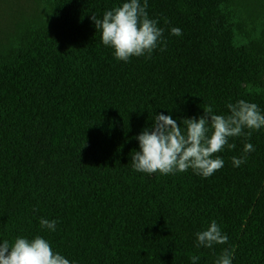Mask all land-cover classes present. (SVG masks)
I'll use <instances>...</instances> for the list:
<instances>
[{
    "label": "trees",
    "instance_id": "trees-1",
    "mask_svg": "<svg viewBox=\"0 0 264 264\" xmlns=\"http://www.w3.org/2000/svg\"><path fill=\"white\" fill-rule=\"evenodd\" d=\"M42 1L48 20L24 27L11 49L0 50V172H127L161 191L159 172L138 173L131 164L137 137L156 114L182 126L206 106L229 115L227 105L239 100L264 114V45L245 20L249 3L147 0L166 47L123 62L103 45L91 17L102 19L127 0ZM173 27L182 35H171ZM229 143L235 149L213 156L224 166L211 177L191 169L170 175L177 197L190 205L253 204L232 264H264V128ZM245 143L255 150L235 167L232 158L243 155Z\"/></svg>",
    "mask_w": 264,
    "mask_h": 264
},
{
    "label": "crops",
    "instance_id": "crops-1",
    "mask_svg": "<svg viewBox=\"0 0 264 264\" xmlns=\"http://www.w3.org/2000/svg\"><path fill=\"white\" fill-rule=\"evenodd\" d=\"M155 178L161 191L147 190L127 172L2 170L0 244L40 236L70 264H192V256L199 257L198 264H215L227 247L234 257L240 238L230 246L198 248L196 233L210 225L203 221L213 215L209 206L236 205H190L177 197L170 174ZM163 185L170 187L165 191ZM239 214L226 215L235 222ZM41 218L57 221L56 230L42 229Z\"/></svg>",
    "mask_w": 264,
    "mask_h": 264
},
{
    "label": "clouds",
    "instance_id": "clouds-1",
    "mask_svg": "<svg viewBox=\"0 0 264 264\" xmlns=\"http://www.w3.org/2000/svg\"><path fill=\"white\" fill-rule=\"evenodd\" d=\"M146 9L147 0L143 5L140 0H127L121 7L106 11L102 19L92 15L97 30L101 31L103 45L114 49L117 61L128 62L132 57L142 56L150 58L159 45L166 47L164 30L158 27V20L149 18ZM171 35L180 36L182 30L173 27ZM227 108L230 114L225 116L215 114L211 106H206L203 116L198 120L186 118L182 126L171 115L156 114L152 127L137 137L140 150L132 153L134 171L169 175L191 169L203 178L211 177L224 166L222 158L213 156L225 146L230 150L236 147L229 143L230 138L245 135L250 138L254 131L264 128V114L256 104L239 100L229 103ZM254 150L251 143H245L243 155L232 158L233 165L240 167L246 162L247 154ZM40 225L54 232L57 221L41 218ZM196 237L198 248L211 249L228 242V236L222 233L215 220L206 230L197 232ZM232 259L229 250L224 249L215 264H232ZM198 261V256L191 257L192 264ZM0 264H70V261L54 252L46 239L36 236L32 240L18 237L11 245L5 240L0 244Z\"/></svg>",
    "mask_w": 264,
    "mask_h": 264
},
{
    "label": "rangeland",
    "instance_id": "rangeland-1",
    "mask_svg": "<svg viewBox=\"0 0 264 264\" xmlns=\"http://www.w3.org/2000/svg\"><path fill=\"white\" fill-rule=\"evenodd\" d=\"M238 2H245L251 5L249 14L245 17L246 22L254 28L255 42L257 45H264V8L262 7V0H237ZM49 18V11L42 0H0V50L5 51L11 49L21 31L28 25L47 21ZM168 186L163 188L166 191ZM210 212H213L212 217L203 219L206 223H211L215 219H219V227L221 230H226L227 227H232L231 234L228 236L229 246L235 244V237L240 238L244 224L248 223L250 213L253 208L250 204H242L236 206H209ZM235 211L240 213L235 222L228 221V212ZM225 216V217H223ZM225 219V222H223ZM238 230H241L237 232ZM234 232L239 234H234ZM228 249V247H227Z\"/></svg>",
    "mask_w": 264,
    "mask_h": 264
}]
</instances>
